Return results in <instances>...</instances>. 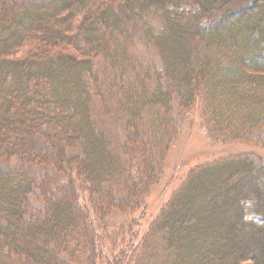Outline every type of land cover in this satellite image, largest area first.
Instances as JSON below:
<instances>
[{"label": "trees", "instance_id": "1", "mask_svg": "<svg viewBox=\"0 0 264 264\" xmlns=\"http://www.w3.org/2000/svg\"><path fill=\"white\" fill-rule=\"evenodd\" d=\"M193 111L264 149V0H0V264H264L256 150L140 229Z\"/></svg>", "mask_w": 264, "mask_h": 264}, {"label": "rangeland", "instance_id": "2", "mask_svg": "<svg viewBox=\"0 0 264 264\" xmlns=\"http://www.w3.org/2000/svg\"><path fill=\"white\" fill-rule=\"evenodd\" d=\"M181 125L178 140H176L168 157L167 169L163 175L160 189L151 195L145 218L142 220V223L140 222L141 231L145 230L148 222L159 213L160 208L170 196V192L183 182L191 167L200 162L212 161L235 151L256 150L260 152V150L258 151L249 145H210L204 137V128L196 111L187 114L186 119ZM260 153L264 154V149ZM166 184H170L169 187L165 186ZM163 188H166V191L160 195L159 192ZM135 216L131 218H135ZM128 219V216L113 213L110 221L115 225L112 226L114 232H117L115 227L121 228V224L127 223ZM260 222L262 223V221ZM107 231L110 232V230Z\"/></svg>", "mask_w": 264, "mask_h": 264}]
</instances>
